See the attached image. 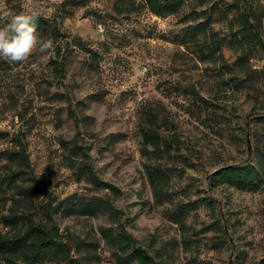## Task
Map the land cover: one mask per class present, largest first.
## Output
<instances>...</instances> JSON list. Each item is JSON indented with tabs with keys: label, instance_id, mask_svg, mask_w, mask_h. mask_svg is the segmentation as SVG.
<instances>
[{
	"label": "rangeland",
	"instance_id": "obj_1",
	"mask_svg": "<svg viewBox=\"0 0 264 264\" xmlns=\"http://www.w3.org/2000/svg\"><path fill=\"white\" fill-rule=\"evenodd\" d=\"M63 1L0 0V11L57 16L70 43L62 49L67 54L62 77L50 63L54 52H36L24 63L0 57V132L21 134L34 174L54 198L110 197L124 213L126 231L159 264H188L193 257L199 264H252L264 256V185L239 191L208 184L210 175L247 159L248 148H254V129L264 115V85L257 91L232 90L220 65L200 61L197 47L184 43L185 29L194 24L188 16L194 1L180 14L156 17L144 10L117 15L113 0H88L90 10L104 16V25L83 8L59 18ZM230 2L211 0L196 10ZM205 12L212 30L228 39L227 21H217L215 8ZM221 53L234 68V52L224 44ZM250 65L264 69L263 51L253 55ZM149 112L160 120L162 134L167 131L160 122L167 118L166 126L174 127L194 165L173 180L174 199L212 203L188 216L187 245L169 219L171 207L155 205L150 194L138 131ZM83 152L95 174L119 190L118 197L78 180L69 163ZM217 218L225 235L199 231ZM54 220L61 231L97 244L92 254H76L79 264H118L98 234L110 225L106 217Z\"/></svg>",
	"mask_w": 264,
	"mask_h": 264
},
{
	"label": "trees",
	"instance_id": "obj_2",
	"mask_svg": "<svg viewBox=\"0 0 264 264\" xmlns=\"http://www.w3.org/2000/svg\"><path fill=\"white\" fill-rule=\"evenodd\" d=\"M193 1L194 6L189 8L188 16L194 24L185 29L184 43L197 47L200 61L220 65L228 75L224 83L232 90H259L264 85V69L252 68L250 60L258 51L264 53V15L259 9L261 7L264 11V5H260L264 0H231L223 6L217 7L214 3V6L201 10L196 9L211 0H113L112 10L117 15L144 10L162 17L180 14L185 5ZM59 6V18L83 8L86 13H92L96 23L105 24L103 15L90 10L88 0H64ZM214 8L217 21L228 23V39L219 37L212 30L211 16L205 15L207 9ZM35 15L38 17L37 31L40 37L54 42L50 63L55 65L54 74L62 77L67 72V54L62 51L70 45L67 36L62 33L57 16L46 18ZM188 16L185 14V17ZM224 44L235 54L234 68L223 60L221 50ZM87 52L95 54L91 49H87ZM258 119L259 127L254 129L253 134L254 148H248L247 159L222 167L210 175L208 184L211 187L220 183L245 191L264 185V115ZM145 121L138 124V131L144 145L141 156L145 159L143 168L152 200L157 206L171 207L167 210L169 219L179 227L184 237L183 243L187 245L188 216L203 204L212 207V203L205 198L187 199L186 202L174 199L173 180L181 178L194 165L184 153V142L174 127L166 126L169 124L167 118L160 122L164 123L165 126L161 127L167 131L166 134L158 131L160 120L155 113H146ZM0 138V145H3L0 148V264H79L77 253L92 254L96 250V243L61 231L55 223L56 216L106 217L110 225L100 227L98 234L118 264H159L126 231L122 221L124 213L113 205L110 197L69 195L59 200L54 198L34 174L21 134L16 132L9 136L8 132H0ZM69 167L78 180L84 181L93 190L106 191L113 198L119 196L117 188L103 182L95 174L86 152H83L80 160H70ZM219 223L220 219L217 218L211 224L203 225L199 231L213 229L225 235L226 229H222ZM195 244L196 248L200 247L198 242ZM195 259L193 257L188 264H199ZM252 264H264V256Z\"/></svg>",
	"mask_w": 264,
	"mask_h": 264
},
{
	"label": "clouds",
	"instance_id": "obj_3",
	"mask_svg": "<svg viewBox=\"0 0 264 264\" xmlns=\"http://www.w3.org/2000/svg\"><path fill=\"white\" fill-rule=\"evenodd\" d=\"M37 20L35 14L0 11V57L9 63H24L36 52L49 54L54 42L40 37Z\"/></svg>",
	"mask_w": 264,
	"mask_h": 264
}]
</instances>
